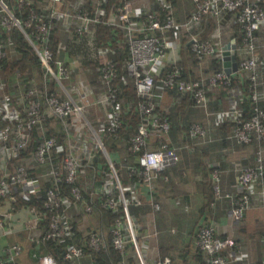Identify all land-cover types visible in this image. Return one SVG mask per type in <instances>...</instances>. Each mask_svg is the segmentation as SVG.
<instances>
[{
	"label": "built area",
	"instance_id": "2783aa9c",
	"mask_svg": "<svg viewBox=\"0 0 264 264\" xmlns=\"http://www.w3.org/2000/svg\"><path fill=\"white\" fill-rule=\"evenodd\" d=\"M16 1L18 8L9 0H0V61L9 52V32L17 26L38 53L45 79L42 88L32 87L25 92L28 97L26 117H21L19 106L10 101L9 94L3 92L0 95V149L4 153L0 199L6 197L15 202L14 188L17 185L25 187L26 198L37 191L38 178L30 174L25 158L12 165L9 161L29 145L33 129L39 126L43 131L42 136L35 151L29 153L28 159L32 163L47 164L45 174L53 179V185L47 189L44 201L50 212L48 227L44 230L39 227L40 215L35 213L25 227L28 240L36 244L49 239L64 241L74 234L73 219L84 224L91 221L97 212L103 215L99 227L84 230L83 243L67 245L62 260H58L44 247L35 246L32 255L36 264H100L96 262L97 253L108 251L109 246L119 256L112 264H172V258L169 255L161 256L158 245L152 244L158 236L155 215L161 205L152 202L151 219L145 224L131 212L130 207L143 204L138 184L152 186L157 177L168 179L164 170L179 161L177 150L165 137L159 138V146L151 145L152 126H159L165 135L172 127L165 110L159 107V99L164 97L165 88L176 87L190 93L196 105L214 115L218 123L239 116L236 106L217 111L208 108V90L228 83L233 73L222 68L207 77L188 78L176 59L170 61V51L176 47L173 38L178 36L179 31L182 28L192 31L209 17L216 20L215 28L206 37H202L199 31L193 32L189 42L199 59L213 56L222 61L226 41L221 19L227 12L235 13L243 28V42L237 46L239 68L247 72L253 81L252 97L256 102L255 112L250 119H238L233 136L239 142L247 143L251 141L255 130L260 142L255 163L240 167L233 190H223L219 169L213 173V187L215 197L231 201V212L235 220L240 221L245 217L253 193L251 183L258 179L264 181V108L259 103L264 97L260 89L264 79L259 72L258 53L259 48H264V40L259 35V30L264 28V0H193L195 11L185 21L178 4L173 0H152L159 4L157 9L152 8V5L146 8L140 3L141 0L138 3H135L138 0H119L111 5L109 12L103 11L102 5L106 0H97L93 10L85 7V0ZM72 22L75 31L89 41L91 35L95 38L93 26L100 22L122 29L127 36L130 52L127 67L134 77L137 96L140 97L138 111L141 116V122L128 142V151L133 154V160L125 162L120 157L113 158L105 143L109 134L119 135L118 131L124 122L119 88L114 84L118 78L116 60L108 54V49L99 46L96 39L92 41L84 55L96 57L100 65L91 69L89 64L85 67V76L79 78L78 75L70 84L64 81L70 78L72 70L75 71L79 66L81 69V59L77 56L68 60L56 57L51 40L56 23L65 33L68 31V23ZM171 30H174V36L169 33ZM61 45L64 48L66 42ZM167 63H171V67L158 76ZM54 82L63 91V96L53 91ZM3 88L0 80V90ZM97 106L101 107L103 114L97 117L98 123H94L92 116ZM7 115L9 118L15 117V121H9L3 126L2 118ZM50 116L61 119L67 135V151L60 163L52 159V150L59 144L58 138L55 135L47 136L44 131V122ZM190 134L204 138L207 130L199 122H193ZM98 151H102L107 159L106 166L102 168V177L99 175L101 178L98 180L94 173V177L86 179L82 185L79 181L81 173L87 175L86 167L93 166L91 161ZM124 168L128 176L127 183H124L125 177L121 171ZM60 182L70 184L69 194L59 187ZM86 193H89V198L85 197ZM80 200L84 202L80 204ZM105 212L112 217L109 224H106ZM0 226L4 227L2 217ZM197 243L204 256V264H227L243 261L247 256L234 237L221 236L213 223L203 224L198 232ZM23 249L21 243L7 245L5 255L0 257V264L15 263Z\"/></svg>",
	"mask_w": 264,
	"mask_h": 264
},
{
	"label": "trees",
	"instance_id": "16d2710c",
	"mask_svg": "<svg viewBox=\"0 0 264 264\" xmlns=\"http://www.w3.org/2000/svg\"><path fill=\"white\" fill-rule=\"evenodd\" d=\"M86 6L90 7L91 10L94 9V5H96L97 0H85ZM119 0H106L103 2V11L109 12V9L111 5L114 2H117ZM175 3L178 4L179 9L181 6L180 0H173ZM193 1V0H192ZM13 4L15 8H18V4L16 0H9ZM143 6H146V8H150L152 5V8L157 9L159 7V4L156 2H153L152 0H141L140 2ZM194 3V2H193ZM68 4V1H67ZM185 7H189V0H186L184 2ZM196 5L194 3V9L195 11ZM188 10V9H187ZM189 13L186 15V13L183 10H180L182 19L189 18L192 13ZM104 13V12H103ZM102 13V14H103ZM221 24L224 28V39L225 41H229L232 38H236L238 46L242 44L243 42V28L239 21L236 18L235 13L233 12H227L222 16ZM216 26V20L214 18H207L204 19L199 25L196 26L192 31H188L185 28H182L179 31V34L177 37L173 38L176 42V47L173 51H170L171 59L173 60V53L176 51H179V56L177 59L178 65L182 66L183 68V74L186 77L196 78L197 72L191 71L190 66L192 67L194 64H198L199 58L194 53L193 49L191 48V45L188 44L191 34L193 32L199 31L202 35V37H206ZM95 30V39L96 43L104 48L108 49V54L111 57H114L116 60V69L118 78L114 82V84L119 88V98L122 101V107H123V118L124 122L121 127V129L118 131V136H115L113 134H109L106 139L105 143L107 146V149L111 156L113 158L120 157L123 161L128 162L130 160H133V154L128 151V142L130 137L135 133L136 128L138 124L141 122V116L138 111V102L140 101V97L137 96L136 88H135V80L134 77L130 74L127 64L130 59V52L127 44V36L125 35V32L112 25H108L104 22L97 23L93 26ZM263 29V28H262ZM228 31L231 32L230 35H228ZM172 36H174V30H171L169 32ZM11 35V41L7 44L9 48V52H7V55L1 59L0 64L2 66L0 70V80L4 86L2 90H0V94L3 92L9 94L10 101L13 102L14 105H18L22 114L21 117H26L27 111H26V104L28 101V97H26L25 92L29 90L32 87L42 88L44 85V70L41 65V59L38 55V53L35 51L29 40L27 39L25 33L21 30V28L15 26L12 28V30L9 32ZM262 34V33H261ZM264 35V34H263ZM84 35L79 34L75 31V24L72 22L71 24L68 23V31L65 33H62V30L58 27V23H56L55 27L53 28V34H52V40L51 44L55 51L56 57H63L67 58L65 52L66 49H68V52L73 54L72 56H81V67L85 68L86 65L89 63L91 66H99L100 63L96 59V57L92 56L91 58L88 56V58L85 57V52L87 49L84 47V44L80 43L77 44L76 40L85 39L83 37ZM62 42H68L66 46L62 47ZM68 45H71V48L68 47ZM264 49H260L258 53H261L259 55V72L261 77L264 79ZM263 51V52H262ZM82 54V55H81ZM72 58V57H71ZM237 60L240 61V56L237 55ZM69 58H67L68 60ZM88 62V63H87ZM67 63L70 66V62L67 61ZM171 67V63H167L163 69H161L158 73V76H161L165 73V71ZM80 66L76 68V70L71 71L70 78H65L64 81L67 84H70L74 81L76 77H78V73L80 72ZM223 68L222 61L220 59L214 58L212 60V69L214 70H221ZM210 68H207L208 71ZM56 82L52 84L53 91L57 94L63 96V91L56 87ZM253 81L250 79L247 72L239 68V70L235 73H233L230 76V81L228 83H224L218 87L212 88L208 90V95L210 97L209 102V110L210 111H217L222 109H231L234 106H236L239 109V116L238 117H229L228 119H225L224 121L217 123V128L220 129L222 133V138L225 140H230L228 136L234 133V128L237 125L238 119L241 120H248L250 119L254 112H255V106L256 102L254 101L252 97L253 93V87H252ZM262 91V95L264 96V84L260 87ZM160 90V89H159ZM164 97L162 99H159V107H164V110L166 112L167 117L171 121L172 127H171V134H181L184 140L188 142V144L193 145V142L198 141L197 139L202 137L192 136L190 134V126L194 122H190L187 120L186 116H189L190 111L192 108H201L196 105L194 100L191 98L190 93L184 92L179 90L178 88H165L164 89ZM260 105L264 108V97L260 99ZM204 110V108H203ZM205 113L206 110H204ZM211 115V114H209ZM214 116V115H213ZM94 123L97 122V118H94L92 116ZM13 123L15 121V117H10L7 115L6 117L2 118L1 125H5L7 122ZM44 131L47 136L55 135L56 138H58L59 144L56 145L53 148L52 153V159L56 163H60L62 156L67 151L66 146V140L67 135L64 129L62 128V121L59 117L56 116H50L47 117V120L44 122ZM204 127V126H203ZM206 129V128H205ZM42 130L39 126H36L32 133H31V141L29 145L24 148L20 154L16 157H12V159L9 161V163L12 165L17 160L25 158V162L28 165V169L30 174L33 177L38 178V186L37 191L30 194L29 198L24 197L25 187L22 185H17L14 188V195L16 196V201H12V205L14 208L17 206H27L30 208L33 213L40 215V223L39 227L41 229H46L48 227V220H49V210L45 207L44 201L46 198V192L49 187L53 185V179L50 176H47L46 168L47 164H38V163H32L30 159H28V155L31 152H34L37 148V145L39 143V140L42 136ZM230 135V136H231ZM160 137H166L163 131L159 128V126H152L151 127V145L152 146H159V138ZM259 136L258 132L253 130L252 132V139L250 142L243 143L251 144L256 148H258L259 145ZM242 143V142H240ZM256 155V153H255ZM4 154L0 150V157H3ZM107 159L106 156L102 151H98L96 156L92 159L91 164L93 166L86 167V171L88 172V176L81 173V177L79 178V181L82 185L85 184L87 180H89L91 177V173H95V177L99 180V178L102 177V168L106 166ZM14 166V165H13ZM12 167V166H11ZM169 168V167H168ZM168 168L164 170V174H168ZM13 169V167L11 168ZM92 171V172H91ZM123 175L125 178L124 183H127L128 176L126 174V169H121ZM208 173H205L206 178V187L209 188V191L206 192L205 195V201L204 205L201 208L200 212L203 214L207 211H209L210 206H212V202L214 200H217L215 197L214 192V184L212 180L211 171L212 169L209 168L207 170ZM101 175V177L99 176ZM9 179L11 177H8ZM87 179V180H86ZM96 181V184L99 183L98 180ZM62 187L63 191L67 194L70 193V184L68 183H59V187ZM223 187V186H222ZM224 190V189H223ZM88 191V190H87ZM86 198H89V193H86ZM80 204H82L84 201H79ZM131 212L138 217L140 221H142L145 224L144 219L147 218L148 212L152 210L148 205L141 204V205H131L130 207ZM74 211V210H73ZM71 213V210L69 211ZM69 213V215H70ZM160 213V212H159ZM158 214V213H157ZM161 214V213H160ZM160 214H158L160 217ZM106 224H109L111 222L112 217L108 212L104 213ZM103 215L99 214L98 212L95 213L92 216V219L94 221L89 220L87 224H83L82 221L73 219V227H74V234L68 238H66L64 241H58L54 239L45 240L43 242H40V244L31 243L32 247L39 245L41 247H44L48 252H51L54 254V256L58 260H62L63 253L66 250V247L70 243H83L84 242V230L91 229L94 227H99V224L101 222ZM96 223L94 224V222ZM159 226L162 227L163 232L160 231V234L162 235H168L170 236V239L168 241L163 240L160 238V236H157L158 239V250L159 254L161 256H165L166 254H169V247L174 243L171 241L173 235L177 234L180 230V224L178 219L171 218V223L168 220L162 221L160 220ZM206 221H201L197 232L195 228L192 230L193 234H195L198 237L199 229L205 224ZM176 228L177 233L173 232V228ZM241 227L245 228L243 229L246 234H249L250 236H257L260 239L263 240L264 236V220L262 218H259L255 221V223L252 225L249 224H241ZM159 234V235H160ZM172 234V235H171ZM168 237V236H167ZM224 237V236H223ZM160 239V240H159ZM155 243V242H154ZM200 251V249H198ZM201 253V251H200ZM202 254V253H201ZM118 254L114 250L112 246H109L108 251H100L97 253L96 256V262H99L100 264H112L118 260ZM173 260V259H172ZM172 264H174L172 262Z\"/></svg>",
	"mask_w": 264,
	"mask_h": 264
},
{
	"label": "crops",
	"instance_id": "0c3cea01",
	"mask_svg": "<svg viewBox=\"0 0 264 264\" xmlns=\"http://www.w3.org/2000/svg\"><path fill=\"white\" fill-rule=\"evenodd\" d=\"M187 9L186 15L193 11L190 12L189 7ZM227 34L230 35L231 32L228 31ZM263 34L264 28L259 30L262 40H264ZM93 37L94 35L89 37L90 41L88 38L76 40V43H82L87 48L92 41H95ZM188 44L190 43L188 42ZM68 47L71 48V45H68ZM260 49L264 48H259V51ZM89 50H91V47ZM178 52L173 53V59H178ZM65 54L67 58L76 57L72 56L73 54L68 52V49H66ZM237 55L239 56L238 49L236 50V57ZM262 55L264 54L262 53ZM85 57L88 58V55ZM213 59V56H205L203 59H199L198 64L190 66L189 70L191 71L192 69L193 72H197L196 78L207 77L213 71H216L212 69ZM88 65L89 63L86 67ZM207 68L210 69L207 71ZM85 71L86 68L81 67L78 73L79 78L85 76ZM204 110L198 107L192 108L189 116H186V118L190 122H199L203 125L207 130V135L204 138H198V141L193 142V145H191L183 139L181 134H171V131L166 134L165 138L179 154V161L169 166L168 179L158 178L152 186L141 183L138 184L137 189L139 190L143 204L152 208V202L156 201L161 205V209L155 215L158 236L160 238L165 241L170 239L169 234L165 235L166 233L163 232L162 227L158 225L161 219L162 221L163 219L168 220L170 223L171 218H176L179 221L180 230L177 233L175 231L177 227L173 228L172 231L177 234L173 235L174 237H172L171 241L174 243L169 247V254H166L173 259L174 264H204V256L198 250V237L192 232L194 228L196 230L194 232H197L202 220L206 221L205 223H213L221 236L234 237L245 251L247 255L245 260L231 261L227 264H257L264 262L263 240L255 235L250 236L246 234L243 230L245 228L240 226V224L253 226L257 219L262 218L264 220V181L258 179L251 183L250 187L253 193L250 206L247 209L245 217L240 221L233 218L231 201L229 199L216 198L217 200H214L215 204L210 206L209 211L203 214L200 212L204 205L206 192L209 191V188L205 184V173H208L207 170L209 168L212 169L211 177L214 184L213 173L215 169H219L223 189L226 191L233 190L238 180L240 167L254 164L256 153V148L253 145L240 143L233 134L228 136L230 140L223 139L220 129L217 128L218 122L215 120V117L212 114L205 113ZM3 173L4 161L0 157V177ZM151 212L152 210L148 212L147 218L144 219L145 223L151 219ZM157 213L160 214V217H158ZM34 215L33 211L27 206L20 208L17 206L14 208L8 198L0 199V217L4 219V227L0 226V257L5 255V247L7 245L21 243L24 249L13 264H36L35 257L32 255L33 247L28 240L25 228L28 221ZM7 228L9 229L7 230ZM160 231L165 233L164 236L162 233L160 234ZM157 242L158 239L156 238L152 241V244L158 245Z\"/></svg>",
	"mask_w": 264,
	"mask_h": 264
},
{
	"label": "water",
	"instance_id": "95a60500",
	"mask_svg": "<svg viewBox=\"0 0 264 264\" xmlns=\"http://www.w3.org/2000/svg\"><path fill=\"white\" fill-rule=\"evenodd\" d=\"M237 46L236 38H232L224 45L223 67L228 73L239 70V61L236 58Z\"/></svg>",
	"mask_w": 264,
	"mask_h": 264
},
{
	"label": "rangeland",
	"instance_id": "374dc122",
	"mask_svg": "<svg viewBox=\"0 0 264 264\" xmlns=\"http://www.w3.org/2000/svg\"><path fill=\"white\" fill-rule=\"evenodd\" d=\"M181 2V6H180V8H182V9H180V10H183L184 12H186L187 11V7H185V6H183L184 5V1L185 0H180ZM139 2V0L138 1H136L135 3H138ZM189 5H190V9H189V11L191 12L193 9H194V3H193V1L192 0H189ZM186 10H185V9ZM193 12V11H192ZM188 19V18H187ZM187 19H184L183 21H185V20H187ZM224 34H225V32H224ZM89 49H90V47H89ZM96 54V53H95ZM98 58V57H97ZM99 59V58H98ZM96 67V66H95ZM91 69H94V67L93 66H91ZM96 72V71H95ZM97 108V110L95 109V107H94V114H93V116H94V118H97V117H99V116H101L102 114H103V110H101V107H96ZM92 172V171H91ZM86 174H87V176H88V172L86 171ZM90 177H94V172H92L91 173V176ZM158 178H163V177H157V178H155L154 180H153V183L158 179ZM152 183V184H153ZM261 216V215H260ZM88 222H85V224H87ZM240 226H241V224H240ZM173 228V227H172ZM263 248H264V245H263Z\"/></svg>",
	"mask_w": 264,
	"mask_h": 264
},
{
	"label": "clouds",
	"instance_id": "9594fccd",
	"mask_svg": "<svg viewBox=\"0 0 264 264\" xmlns=\"http://www.w3.org/2000/svg\"><path fill=\"white\" fill-rule=\"evenodd\" d=\"M30 42V41H29ZM228 42V41H227ZM226 42V43H227ZM238 45V44H237ZM1 150V149H0ZM2 151V150H1ZM3 152V151H2ZM4 154V153H3ZM4 157V156H3ZM2 158V157H1ZM4 199H6V197L4 198ZM10 204L12 205V201H10ZM13 206V205H12Z\"/></svg>",
	"mask_w": 264,
	"mask_h": 264
}]
</instances>
